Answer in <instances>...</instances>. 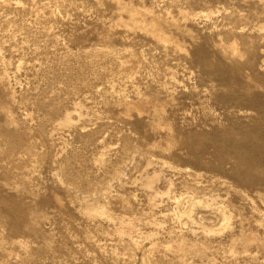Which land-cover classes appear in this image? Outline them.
I'll return each instance as SVG.
<instances>
[{
  "label": "rangeland",
  "instance_id": "obj_1",
  "mask_svg": "<svg viewBox=\"0 0 264 264\" xmlns=\"http://www.w3.org/2000/svg\"><path fill=\"white\" fill-rule=\"evenodd\" d=\"M0 264H264V0H0Z\"/></svg>",
  "mask_w": 264,
  "mask_h": 264
}]
</instances>
